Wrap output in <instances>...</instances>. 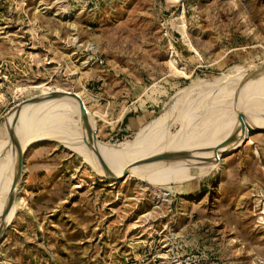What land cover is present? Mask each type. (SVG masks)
Returning <instances> with one entry per match:
<instances>
[{"label": "rangeland", "instance_id": "rangeland-1", "mask_svg": "<svg viewBox=\"0 0 264 264\" xmlns=\"http://www.w3.org/2000/svg\"><path fill=\"white\" fill-rule=\"evenodd\" d=\"M260 127L264 0H0V264H264Z\"/></svg>", "mask_w": 264, "mask_h": 264}, {"label": "bare ground", "instance_id": "bare-ground-1", "mask_svg": "<svg viewBox=\"0 0 264 264\" xmlns=\"http://www.w3.org/2000/svg\"><path fill=\"white\" fill-rule=\"evenodd\" d=\"M202 91H203V90H202ZM192 103H193V102H192ZM189 109H190V108H189ZM260 128H263V127H260ZM263 129H264V128H263ZM42 137H43V138H44V137H45V138L48 137L49 139H50V138H54L53 135L50 136V134H49V135H40V136H39V141H42V140L45 141V139H42ZM58 137H60V136H58ZM55 138H57V137L55 136ZM55 138H54V139H55ZM34 139H35V138H33V140H34ZM36 139H37V138H36ZM36 139H35V140H36ZM31 140H32V139H31ZM31 140H30V141H31ZM59 140H60V139H59ZM62 141H63V140H62ZM73 141H74V140H71L70 142H73ZM28 142H29V141H28ZM31 142H32V141H31ZM75 142H76V141H75ZM67 143H69V142H67ZM26 144H27V143H26ZM77 144H78V142H77V143H74V145H77ZM23 148H24V147H23ZM74 148H75V147H74ZM76 148H78V147L76 146ZM22 150H23V149H22ZM14 154H15V153H14ZM20 154H21V153H20ZM10 156H11V153H10ZM13 156H14V155H13ZM146 156H147V155H146ZM14 159H15V158H14ZM148 162H149V160H148ZM155 162H156V161H155ZM12 164H13V163H10V164H8V166H9V165L11 166ZM135 164H136V163H135ZM135 164H134V165H135ZM10 166H9V167H10ZM155 166H156V165H155ZM9 167H7V168L5 167L6 170L10 169V170H8L7 172H6V170H5L6 173H8L9 171L13 170V169H12L13 166H12V168H11V167L9 168ZM134 167H135V166H134ZM138 167H139V166H138ZM143 167H144V166H143ZM143 167H142V168H143ZM5 168H3V169H5ZM16 168H17V167H16ZM140 168H141V167H140ZM14 169H15V168H14ZM135 169H137V166H136ZM126 170H127V169H126ZM126 170H125V171L123 170L124 172H121L120 174H119L118 172H117V173H118L119 176H121V177H123V176L126 177V176L129 174L128 172H126ZM128 171H129V170H128ZM136 171L139 172L140 170H139V171L136 170ZM144 171H145V170H144ZM144 171H143V172H144ZM146 171H147V170H146ZM12 172H13V171H12ZM147 172H148V171H147ZM141 173H142V172H141ZM141 173H139V174H140L142 177H144V178L147 179V177L144 176V175H142ZM116 175H117V174H116ZM9 176H10V175H9ZM11 176H12V175H11ZM11 176H10V177H11ZM124 177H123V178H124ZM14 179H15V181L13 182V185H12V187L14 188L13 192L15 191V189H16V185H17V184H16V180H17L16 177H15ZM11 180H12V178H11ZM10 183H11V182H10ZM11 184H12V183H11ZM9 190H10V188H9ZM11 191H12V190H11ZM22 191H23V189L20 188V192H22ZM17 196H18V198H20V199L22 198V195H21V194H19V195H17ZM10 207H11V206H10ZM13 208H14V207H13ZM2 227H3V226L1 225L0 234H1Z\"/></svg>", "mask_w": 264, "mask_h": 264}, {"label": "water", "instance_id": "water-1", "mask_svg": "<svg viewBox=\"0 0 264 264\" xmlns=\"http://www.w3.org/2000/svg\"><path fill=\"white\" fill-rule=\"evenodd\" d=\"M21 161H22V159L20 158V164H21ZM5 230H6V225L3 226L2 230H1L0 237L3 235V233L5 232Z\"/></svg>", "mask_w": 264, "mask_h": 264}]
</instances>
